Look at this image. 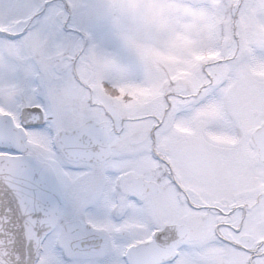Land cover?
<instances>
[{"label": "snow or ice", "instance_id": "1", "mask_svg": "<svg viewBox=\"0 0 264 264\" xmlns=\"http://www.w3.org/2000/svg\"><path fill=\"white\" fill-rule=\"evenodd\" d=\"M0 264H264V0H0Z\"/></svg>", "mask_w": 264, "mask_h": 264}]
</instances>
